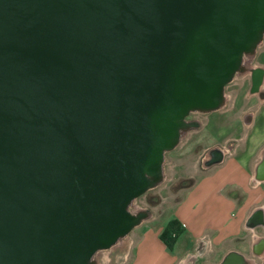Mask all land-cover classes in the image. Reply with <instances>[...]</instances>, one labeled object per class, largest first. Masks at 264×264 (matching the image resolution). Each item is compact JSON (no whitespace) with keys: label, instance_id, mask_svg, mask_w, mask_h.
I'll return each instance as SVG.
<instances>
[{"label":"water","instance_id":"95a60500","mask_svg":"<svg viewBox=\"0 0 264 264\" xmlns=\"http://www.w3.org/2000/svg\"><path fill=\"white\" fill-rule=\"evenodd\" d=\"M263 40L264 0H0V264H102L128 242L190 115L224 109L237 76L260 87Z\"/></svg>","mask_w":264,"mask_h":264},{"label":"crops","instance_id":"0c3cea01","mask_svg":"<svg viewBox=\"0 0 264 264\" xmlns=\"http://www.w3.org/2000/svg\"><path fill=\"white\" fill-rule=\"evenodd\" d=\"M254 121L255 118L251 125L244 124L251 127ZM229 141L235 142L233 151L226 155L222 163L204 168V174L185 190L175 206V213L167 222L153 216L151 211V218L131 232L130 240L134 253L129 264H199V258L210 252L207 248L211 250L213 246L234 239L245 229L251 232L258 229L261 220L253 227L247 223L257 209H262L264 220V179L257 175L256 169L264 144L252 158H248L246 152L249 149V138H230ZM215 145L207 146L205 152ZM240 149H243V152H240ZM249 152L251 151L249 150L248 154ZM173 219L181 222L184 233L173 250H170L162 240L161 234ZM151 222L159 223L151 227ZM259 237L253 239L251 246ZM183 238L189 240L190 247L197 245L198 252L187 253L188 256L182 259V246L177 253L175 249ZM230 250L243 252L239 249Z\"/></svg>","mask_w":264,"mask_h":264},{"label":"rangeland","instance_id":"374dc122","mask_svg":"<svg viewBox=\"0 0 264 264\" xmlns=\"http://www.w3.org/2000/svg\"><path fill=\"white\" fill-rule=\"evenodd\" d=\"M254 63L264 66V40L257 50ZM240 77L237 76L228 85V93L233 95L236 88L244 83L245 85L224 109L206 114H196V117L204 121L203 126L191 131L176 149L167 153L166 180L160 186L140 196L137 200L138 207L148 208L153 212V216L160 218L162 222H167L175 213V206L188 186L194 184L204 174L201 158L208 148L207 146L225 145L230 138L247 137L249 138L248 151H251L249 154L248 151L246 152L248 158H252L260 150L264 144V102H261L258 97L248 98L250 89L246 88L249 82H245V79ZM248 109L256 112L255 121L251 127H246L243 119V115ZM240 152H243V149H240ZM157 223L159 222H151L149 226H156ZM139 230L141 231L142 228ZM262 234L264 231L261 228L254 232L245 229L240 236L228 239L221 245L213 246L211 250L206 247V250L210 252L206 256L200 257L198 263L217 264L230 249H239L248 256H253L251 242L256 236ZM132 245L129 239L128 242L121 243L115 248L102 251L100 253L102 264H129L134 253ZM181 246L183 248L182 259L188 256L187 253L198 252L197 245L190 247L189 240L186 238L178 242L175 252H179ZM255 260L258 263L261 261L259 258H255Z\"/></svg>","mask_w":264,"mask_h":264},{"label":"flooded vegetation","instance_id":"af4514ba","mask_svg":"<svg viewBox=\"0 0 264 264\" xmlns=\"http://www.w3.org/2000/svg\"><path fill=\"white\" fill-rule=\"evenodd\" d=\"M250 63H251V65H252V67H254V68H262V67H264L263 65H260V64H255L254 63V59L253 60H250ZM256 70H258V69H256ZM240 78H244L245 79V82H249V85H248V87L246 88L247 90L248 89H250V91H249V94H248V98H252V97H258L260 100H261V102H264V79H263V82H262V84L260 85V87L259 88H254L253 87V74L252 73H248V74H246V75H243V76H241ZM235 80V79H234ZM231 84V83H230ZM244 85H245V83L242 85V86H240V87H238V88H236L235 89V92H234V94L232 95L231 93H228V91H227V89H226V92H227V95H228V100H227V105H228V103H229V101L230 100H232V98H235L236 97V95H237V93H238V91L240 90V89H243V87H244ZM228 87V86H227ZM226 105V106H227ZM225 106V107H226ZM196 114L197 113H193V114H191L190 115V119H196V120H200L198 117H196ZM255 114H256V112L254 111V110H252V109H248L245 113H244V115H243V119H244V116L245 115H251L252 117H253V120H254V118H255ZM252 120V121H253ZM201 121V120H200ZM252 124V123H251ZM250 124V125H251ZM202 126H203V121H202ZM215 146H220V148L222 149V148H226V149H229V148H231V150L229 151V153H228V155L233 151V149H234V146H235V142L234 141H229L227 144H216ZM207 152V151H206ZM206 152H205V154H206ZM261 154H262V157H261V159H260V161H259V163L256 165V169H257V175L259 176V177H262V175H264V146L262 147V149H261ZM205 154H204V156L202 157V160H201V167H202V169H204L205 168V160H204V157H205ZM259 218V217H258ZM258 222L260 221V219H258L257 220ZM262 221V222H261ZM260 221V223L261 224H259L260 226H258L257 228H261L263 231H264V220H261ZM258 222H255V224L256 223H258ZM262 239H264V234H262L253 244H252V252H253V256H248L247 254V256L248 257H250V258H252L253 260H254V262H255V264H260L261 263V261H262V257L260 256V255H258L257 254V252L259 251V245H260V243H261V240ZM255 258H259L261 261L258 263V262H256V260H255Z\"/></svg>","mask_w":264,"mask_h":264},{"label":"trees","instance_id":"16d2710c","mask_svg":"<svg viewBox=\"0 0 264 264\" xmlns=\"http://www.w3.org/2000/svg\"><path fill=\"white\" fill-rule=\"evenodd\" d=\"M183 233H184V228L181 222L176 219H173L169 221V223L167 224L166 228L161 234V238L164 241V243L167 245L168 249L173 250L178 239Z\"/></svg>","mask_w":264,"mask_h":264}]
</instances>
